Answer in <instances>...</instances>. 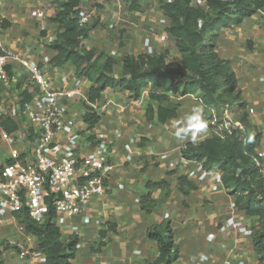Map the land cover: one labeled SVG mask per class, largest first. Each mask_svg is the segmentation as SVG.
<instances>
[{"label":"crops","instance_id":"obj_1","mask_svg":"<svg viewBox=\"0 0 264 264\" xmlns=\"http://www.w3.org/2000/svg\"><path fill=\"white\" fill-rule=\"evenodd\" d=\"M161 1L82 0V7L91 15L87 24H96L84 41L85 46L115 57L118 75L122 57L145 52V39L151 38L155 43L153 34L157 32L164 37L161 50H167L168 64L177 66L182 56L167 30L169 20L159 7ZM50 2L56 6L54 0H0L3 45L7 51L37 63L55 87L70 88L78 77L76 66L67 63L53 67L49 63L53 51L48 40L55 38L59 29L58 22L51 19L52 12L47 10ZM133 4L138 7L132 8ZM43 10L46 16L41 15ZM217 52L230 61L236 73L247 110L253 109L249 118L262 132L258 149L264 151V15L257 12L241 24L221 29ZM9 71L12 87L2 90L1 95L9 101L26 98V92L32 99L37 87L28 70L12 61ZM92 85L95 83L86 78L82 90L87 94ZM150 89L158 88L150 85L139 98H133L118 87L106 88L95 103L100 120L93 128H88L83 120V100L67 101V126L83 132L81 153L90 149L89 142L96 141V136L106 138L111 146L110 160L116 166L105 193L91 198L84 212L92 216V222L83 223L81 215L69 219V229L62 237L67 240L78 236L79 246L73 264H146L153 261L159 248L147 231L164 220L171 221L179 249V257L172 264H259L252 235L224 228L229 220H244L253 227L257 218L235 209V197L228 193L223 183L214 184L213 172L207 180H202L199 175L190 174L192 164L176 169L167 166L168 161L176 158L185 144L192 141L190 135L183 140L177 139L174 123L191 114L194 106L201 107L195 101L196 95L170 92L169 101L160 102L149 98ZM149 104L154 113L160 105H176L177 116L164 122L156 117L149 119ZM208 132L207 124L196 142L208 137ZM28 146L19 143L7 148L24 152ZM135 149L139 153H132ZM9 156L10 152L6 159ZM181 176L194 185L187 194L181 190ZM160 181L165 184L151 188L155 203L147 212L142 207V196L148 192L149 182ZM20 224L9 218L0 225L1 264H42L37 257L21 258L14 244L8 246L7 241H23L30 247H38L36 238L23 232Z\"/></svg>","mask_w":264,"mask_h":264},{"label":"trees","instance_id":"obj_2","mask_svg":"<svg viewBox=\"0 0 264 264\" xmlns=\"http://www.w3.org/2000/svg\"><path fill=\"white\" fill-rule=\"evenodd\" d=\"M57 11L51 17L58 22L55 39L49 43L53 56L49 63L53 67L72 63L77 76L94 82L87 92L88 101L96 103L108 87L128 91L133 98H139L148 86L149 98L153 101H169V93L193 94L201 99L203 117L207 121L214 110L219 118L226 109L233 119L239 120L244 129L226 131L225 138L212 134L200 142L188 141L182 148L184 157L202 162L208 171L222 172V183L229 194L235 197L238 210L257 218L252 227L254 248L259 254V264H264V170L262 159L255 160L260 146L262 132L249 118L247 102L242 99L237 76L228 59L217 52V38L221 29L241 24L257 12L264 11V0H207V6H199L194 0H172L162 2L160 8L169 20L168 32L182 56V62L173 67L167 62V50L149 54H126L121 59L118 75L115 73L117 60L105 53L88 49L84 41L96 24L81 26L79 17L83 11L82 0H55ZM132 8L138 6L133 4ZM24 101L31 99L25 92ZM23 101V102H24ZM83 120L93 128L100 115L89 103L83 101ZM149 119L154 117L164 122L177 116V106L160 105L157 112L149 104ZM8 131L16 129V123L3 122ZM209 126V125H208ZM210 127V126H209ZM242 168L241 171H238ZM187 183V184H186ZM165 182H149L148 192L142 196L145 211L154 206L151 197L153 186H164ZM184 194L194 188L185 176L180 177ZM25 232L34 236L46 256V264H73L76 256L78 236L64 240L55 222V211H51L43 223L34 220L27 209L18 214ZM104 235V231H101ZM148 237L157 241L159 254L146 264H172L179 257L170 220L148 228Z\"/></svg>","mask_w":264,"mask_h":264},{"label":"built area","instance_id":"obj_3","mask_svg":"<svg viewBox=\"0 0 264 264\" xmlns=\"http://www.w3.org/2000/svg\"><path fill=\"white\" fill-rule=\"evenodd\" d=\"M171 1L162 0L159 7L162 2ZM194 1L199 6H207V0ZM47 10L55 15L57 8L50 2L47 4ZM43 11L41 15L46 16L47 13ZM261 13L264 15V11ZM90 16L89 12L83 9L79 24L85 26ZM154 30L151 29L152 32ZM153 36L155 43L151 38L144 41L145 52L149 54L160 51L161 41L164 39L163 35L157 32ZM54 39L51 37L48 42ZM46 59L49 60L48 57ZM12 61L19 62L28 70L37 87V92L30 100L24 101L23 97H17L7 101L1 95L2 90H9L12 87L13 78L9 71ZM84 79L86 78L77 77L72 87L57 88L37 63L7 51L3 45L0 14V141L11 147L19 143L29 145L24 152L12 148L10 158L3 163L0 162V225L9 218L15 220V215L24 209L28 210L34 220L43 223L49 216L51 207L55 211V222L62 236L69 229L71 217L81 215L83 223L92 222V216L84 212L91 198L105 193L108 179L116 166L110 160L111 146L106 138L96 136V141L89 142L90 149L82 154L83 132L67 126L68 100L79 98L95 107V103L89 102L87 94L82 90ZM195 101L201 105L198 96L195 97ZM252 112L253 109L249 108V113ZM6 121L16 123V129L6 130L3 125ZM206 123L210 126L207 136L216 134L225 138L226 131L232 133L233 128L244 129L241 121L233 119L229 109L224 111L221 118L211 110V116ZM136 152L137 149L132 153ZM259 158L263 160L264 170V151L257 149L254 159ZM190 164L193 165L190 172L192 176L199 175L202 180H207L213 172L214 184H222L221 171L206 170L202 162L184 157L182 149L176 158L168 161L167 166L176 169ZM241 170L242 168L238 169ZM234 207L237 209L235 203ZM19 228L25 231L22 224ZM224 228L235 229L249 235L253 233L252 227L244 220H229ZM8 243L15 245L21 258L37 257L40 263L46 264V256L38 247H30L23 241H7ZM238 249L241 250L242 247L239 246Z\"/></svg>","mask_w":264,"mask_h":264},{"label":"clouds","instance_id":"obj_4","mask_svg":"<svg viewBox=\"0 0 264 264\" xmlns=\"http://www.w3.org/2000/svg\"><path fill=\"white\" fill-rule=\"evenodd\" d=\"M174 127V134L177 139L183 140L190 135L192 142L195 143L199 134L204 132L207 128V124L203 117V108L194 106L191 109V114L186 115L181 120L175 121Z\"/></svg>","mask_w":264,"mask_h":264},{"label":"rangeland","instance_id":"obj_5","mask_svg":"<svg viewBox=\"0 0 264 264\" xmlns=\"http://www.w3.org/2000/svg\"><path fill=\"white\" fill-rule=\"evenodd\" d=\"M8 152H10V151L7 148V146L4 145L2 141H0V155H1L0 156V162L3 163V161H6V157L5 156H6V154H8ZM15 218H16L15 220H18V222H20V219H19V216L18 215H15ZM8 246H11V244L8 243Z\"/></svg>","mask_w":264,"mask_h":264}]
</instances>
